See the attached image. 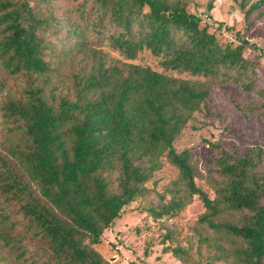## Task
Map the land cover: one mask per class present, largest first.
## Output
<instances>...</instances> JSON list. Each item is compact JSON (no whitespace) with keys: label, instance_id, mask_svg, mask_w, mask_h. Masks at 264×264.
<instances>
[{"label":"trees","instance_id":"trees-1","mask_svg":"<svg viewBox=\"0 0 264 264\" xmlns=\"http://www.w3.org/2000/svg\"><path fill=\"white\" fill-rule=\"evenodd\" d=\"M232 1L244 19L264 7ZM194 4L0 0L1 264H109L95 249L103 233L151 192L154 221L179 216L193 198L202 205L197 223L210 235L196 256L164 234L163 252L181 264H264V150L209 143L210 197L195 183L192 153L174 147L213 84L248 94L234 107L264 123L248 43L238 33V44L220 43L188 12ZM145 52L161 71L136 63ZM164 162L177 171L166 193L148 186Z\"/></svg>","mask_w":264,"mask_h":264},{"label":"rangeland","instance_id":"rangeland-1","mask_svg":"<svg viewBox=\"0 0 264 264\" xmlns=\"http://www.w3.org/2000/svg\"><path fill=\"white\" fill-rule=\"evenodd\" d=\"M194 2L188 7V12L202 17L220 43L238 44L236 33L248 43L244 56L259 62V79L264 85V7L244 19L232 0ZM209 2H212L213 8L208 13L206 6ZM207 15L210 16L208 19ZM136 63L161 71L158 59L147 52L140 54ZM179 77L185 78L183 75ZM249 100L251 97L248 94L231 85L213 84L206 107L193 116L174 143L177 152L189 150L192 153L197 169L195 183L210 197L213 193L206 183V176L207 169L214 163L215 153L209 143H218L228 152L238 154H244L255 145L264 150V123L234 107V101L244 104ZM176 177V169L164 162L148 186L166 193ZM156 204L157 197L153 192L136 200L125 207L113 227L103 233L101 244L95 249L109 264H181L170 253L163 252L168 245L163 240L166 231L177 234L181 246L192 248L196 256L199 238L210 235L197 223L203 213L201 203L193 198L179 216L161 222L152 220L147 214V209ZM200 249L205 256L208 252L206 248Z\"/></svg>","mask_w":264,"mask_h":264}]
</instances>
